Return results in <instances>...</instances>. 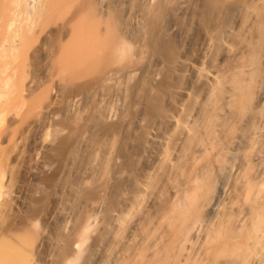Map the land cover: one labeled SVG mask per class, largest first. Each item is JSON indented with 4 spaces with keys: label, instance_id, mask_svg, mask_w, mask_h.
Masks as SVG:
<instances>
[{
    "label": "bare ground",
    "instance_id": "bare-ground-1",
    "mask_svg": "<svg viewBox=\"0 0 264 264\" xmlns=\"http://www.w3.org/2000/svg\"><path fill=\"white\" fill-rule=\"evenodd\" d=\"M0 140V264H264V0H0Z\"/></svg>",
    "mask_w": 264,
    "mask_h": 264
},
{
    "label": "rangeland",
    "instance_id": "rangeland-1",
    "mask_svg": "<svg viewBox=\"0 0 264 264\" xmlns=\"http://www.w3.org/2000/svg\"><path fill=\"white\" fill-rule=\"evenodd\" d=\"M40 52H37L35 55H33V54H31L30 55V61H29V59H28V66L26 67V69H29V70H27V74H29L28 76V78H30V77H32V75H33V78L35 77V78H37L38 79V77L40 76V75H42L41 73L42 72H40V71H42V70H40V69H42V56H41V53L39 54ZM34 56V57H33ZM29 64H30V66H29ZM41 67V68H40ZM30 71V72H29ZM41 77V76H40ZM39 77V78H40ZM37 103V101H35V99L33 100V102H31V104H29L30 106L27 108V109H29V110H27L26 109V111H24L25 109V107L26 106H24V107H22L23 105H20L21 107L20 108H22V109H24V110H22V111H24L25 112V114H26V116L27 115H29L30 117H28V119L27 118H23V121H21L22 120V117H24L25 115L23 114V112H21V111H19L20 113H22V114H20L19 116H21V119H20V117L18 118V123H17V121H16V123L14 122L13 124H12V128H13V130L15 131V132H18V131H20V133H23V135H22V139H21V144L23 145V153H21V155L23 156H20V158H18V160L19 161H17L16 159H15V153L17 152V150H18V147L19 146H21L22 147V145L20 144V145H18V147H15L14 146V148H16V149H14V151L12 152L13 153V155H12V153L11 154H9V151L11 150L10 148H12V147H8V146H10V145H7L8 143H6V142H4V143H2V144H4V148L6 149L7 147L9 148V151H8V154H9V156H7V151H4L3 149H1L3 152H4V154H5V158L6 159H8V158H10V159H12V160H8V161H6V162H10V164H8L11 168H9L10 169V172H11V181H10V184H9V186H8V196H7V199L10 201V202H12L13 204V208H11V210L12 211H10L9 212V214L7 215V216H5L4 218V220L2 221V223H4L5 222V226H3L4 224H2V226H1V229H2V231H4L6 228L8 229V227H9V229H13V230H16V229H18L21 225H22V223L24 222V217H25V214H23V213H25L23 210V208L24 207H22L21 205H19V204H22V201H23V199H22V197H24V185H25V182H26V180H27V182H29V175H28V173L29 172H27L29 169H27V168H29L30 166H32L33 164H31V163H34L33 162V160H34V158L36 157V156H34V157H32L33 155H35V154H37V149H35V148H37L36 147V145H35V143H37L36 141H38L37 140V138H39L38 137V129H37V127L35 126V125H32L33 127H36L35 129H37V130H35L33 127V130L32 131H29L28 130V132H26L24 129H26V128H24V127H26V125L28 124V121L31 119V116L33 117L34 115H35V117H37V115H36V113H38V112H36V111H38L36 108H34V107H38V106H36L35 104ZM24 104V103H23ZM33 104L35 105L34 107H33ZM32 107L35 109L33 112H32V114H30L31 112H29V111H31V110H33L32 109ZM19 108V110H21ZM30 108H31V110H30ZM25 116V117H26ZM20 119V120H19ZM24 119L26 120L25 122H24ZM35 119V118H34ZM28 120V121H27ZM32 120H33V118H32ZM26 123V124H25ZM14 128H16L17 129V131L14 129ZM24 128V129H23ZM31 127H29V129H30ZM31 128V129H32ZM30 129V130H31ZM27 130V129H26ZM22 131V132H21ZM23 131H25V132H23ZM34 131V132H33ZM35 132L37 133L36 135H37V137H36V135H35V137H34V134H35ZM34 138H36V139H34ZM35 141V143H34V141ZM1 141V140H0ZM6 143V144H5ZM11 144V143H10ZM34 144V145H33ZM12 146V145H11ZM3 146H1V148H2ZM33 149L34 148V151L32 150H30V149ZM7 150V149H6ZM15 150H16V152H15ZM30 151H31V153H30ZM34 152H35V154H34ZM11 155H12V157L14 158H12L11 157ZM8 158H7V157ZM22 157V158H21ZM16 162H15V161ZM35 161V160H34ZM14 162V163H13ZM30 165V166H29ZM29 166V167H28ZM28 175V176H27ZM29 184H30V182L28 183V184H26L25 186L27 187V186H29ZM23 185V186H22ZM22 187V188H21ZM20 188V189H19ZM22 189V190H21ZM20 190V191H19ZM17 191H19L18 193H20L21 194V196H18V193H17ZM21 191H23V192H21ZM16 193H17V196H16ZM19 194V195H20ZM15 197H21V198H19L18 199V201L16 200V198ZM20 199H22L21 201H19ZM19 203V204H18ZM23 206H24V204H22ZM23 219V220H22ZM20 221V222H19ZM19 222V223H18ZM17 224L19 225V227L17 226ZM7 226V227H6ZM16 226V227H15ZM11 227V228H10ZM14 227V228H13ZM18 227V228H17ZM1 229H0V231H1ZM4 229V230H3ZM6 229V230H7ZM8 229V230H9ZM5 230V231H6ZM1 231V233H4V234H7L9 231H4V232H2ZM12 231V230H11ZM10 231V232H11ZM10 232L8 233V234H10ZM7 234V235H8Z\"/></svg>",
    "mask_w": 264,
    "mask_h": 264
}]
</instances>
